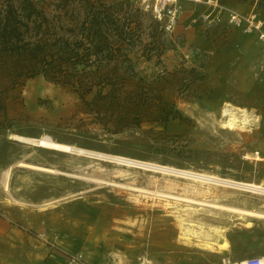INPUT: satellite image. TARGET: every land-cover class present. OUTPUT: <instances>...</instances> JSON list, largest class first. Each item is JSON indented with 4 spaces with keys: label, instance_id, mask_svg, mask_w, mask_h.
Wrapping results in <instances>:
<instances>
[{
    "label": "rangeland",
    "instance_id": "374dc122",
    "mask_svg": "<svg viewBox=\"0 0 264 264\" xmlns=\"http://www.w3.org/2000/svg\"><path fill=\"white\" fill-rule=\"evenodd\" d=\"M36 1L53 10L50 0ZM220 2L251 10V0ZM210 11L206 5L183 3L171 36L148 13L141 11L133 20V73L126 90L142 88L148 98L138 128L105 110L94 113L75 92L41 75L8 98L0 111V264H222L228 256L217 249L219 244L209 251L196 239L187 243L180 237L182 218L194 221L195 230L224 228L228 247L238 251L264 246V220L163 195L203 202L208 197L213 204L258 211H264L259 209L264 198L222 187L205 195L199 183L14 139L49 135L87 150L264 186V44L229 25L226 15L219 24L205 21ZM121 61L115 58L101 71L118 64L113 76H123ZM189 68L196 70L193 77L182 71ZM163 104H172L181 117L161 122ZM227 104L246 109L258 122L254 119L244 131L224 129L221 114ZM120 125L121 132L111 133ZM256 156L259 161L253 160ZM19 162L60 173L34 171ZM192 184L197 191L188 189Z\"/></svg>",
    "mask_w": 264,
    "mask_h": 264
},
{
    "label": "trees",
    "instance_id": "16d2710c",
    "mask_svg": "<svg viewBox=\"0 0 264 264\" xmlns=\"http://www.w3.org/2000/svg\"><path fill=\"white\" fill-rule=\"evenodd\" d=\"M48 4L53 7L51 12L36 0H0V111L27 80L41 75L47 82L75 92L94 113L105 110L118 120L133 121L138 128L147 94L142 88L128 92L126 83L133 73L129 52L136 29L132 22L142 10H132L127 0L116 4L106 0H50ZM262 5L264 0H251L250 6L258 12H264L259 9ZM115 58H122L121 65L126 68L123 76H113L118 64L106 73L101 71ZM182 71L192 77L196 74L194 68ZM87 96H92L91 100ZM180 117L172 104H163L157 118L166 123L169 118ZM123 127L110 131L119 133Z\"/></svg>",
    "mask_w": 264,
    "mask_h": 264
},
{
    "label": "bare ground",
    "instance_id": "6f19581e",
    "mask_svg": "<svg viewBox=\"0 0 264 264\" xmlns=\"http://www.w3.org/2000/svg\"><path fill=\"white\" fill-rule=\"evenodd\" d=\"M225 106V105H224ZM222 127L228 130H241L244 131L251 123L257 121L255 115L251 114L246 109H242L239 107H235L231 104H227L223 107L222 110ZM258 122V121H257ZM256 123V122H255ZM251 130V129H249ZM15 136V135H14ZM15 140L30 144L31 146L43 148L46 150H52L67 154H73L78 156H86L89 158H94L101 161L111 162L119 166H125L130 168H139L145 171H149L151 173L160 174L165 177L169 178H177L185 181H189L192 183H199L203 185V193L209 194L210 189L212 187H222L227 188L230 190L241 191L250 193L254 196H258L260 198H264V186L257 185L254 183H245L241 181H235L229 178L219 177L214 174H208L205 172L193 171L189 169H180L175 168L167 165H160L157 163H152L148 161H141L137 159H131L128 157L120 156V155H113V154H106L101 153L93 150H87L79 147H75L70 144L59 142L49 135H41L38 138H29L20 135H16L14 137ZM256 155V154H255ZM246 159H250L248 156L245 157ZM253 160L259 161L260 158L258 156L254 157ZM18 166L26 167L27 169L43 171L46 173L52 174H59L60 172L50 168L45 167L42 165L27 163V162H19L17 163ZM5 173V181H4V188L5 190L8 189V173L9 169L4 171ZM193 191H197V187L194 184L190 185ZM187 190V189H185ZM170 199L181 200L182 202L192 203L200 206L201 208H211L214 211L221 212V213H228L232 215H236L239 218H249L253 220H264V211L258 210H248V209H240L236 207L224 206L219 204H213L211 202H203V201H193L192 199L188 198H177L172 195H163ZM259 209H264V205H260ZM210 211V210H209ZM180 237L184 239L187 243H190L193 239H196V242L206 250L213 251L216 250V245L219 244V250L225 251L228 247V243L224 237L225 229L222 227H209L205 229V227L199 226L197 230L193 227L195 226L194 221H189L186 218L180 219ZM246 228L251 227V223H246ZM218 239L223 240L222 243H217ZM183 240V241H184ZM226 264H245L243 261L240 262H231L228 261Z\"/></svg>",
    "mask_w": 264,
    "mask_h": 264
},
{
    "label": "built area",
    "instance_id": "2783aa9c",
    "mask_svg": "<svg viewBox=\"0 0 264 264\" xmlns=\"http://www.w3.org/2000/svg\"><path fill=\"white\" fill-rule=\"evenodd\" d=\"M123 1V0H115ZM138 6L144 13H148L150 18L157 22L164 33H174L177 26V18L181 12L183 3L195 5H206L211 11L204 15V20L219 24L223 15L227 17V23L236 28H241L247 35H255L264 44V12H258L255 6L248 12L229 9L219 2V0H127ZM257 154V153H256ZM258 155V154H257ZM254 158V157H253ZM228 258L222 259V264H226ZM243 262L245 264H264V257L249 256Z\"/></svg>",
    "mask_w": 264,
    "mask_h": 264
},
{
    "label": "crops",
    "instance_id": "0c3cea01",
    "mask_svg": "<svg viewBox=\"0 0 264 264\" xmlns=\"http://www.w3.org/2000/svg\"><path fill=\"white\" fill-rule=\"evenodd\" d=\"M248 36H254V35H248ZM202 199L203 200H206V201H209V202L212 201L208 197H206L205 199L204 198H202ZM223 254L225 256H228V258H230V261L234 260V262H240L241 260H244L246 257H249V256H260V257H264V246L253 245V246L250 247V250L238 251L236 248H233L230 245L227 248V250H225L223 252Z\"/></svg>",
    "mask_w": 264,
    "mask_h": 264
}]
</instances>
